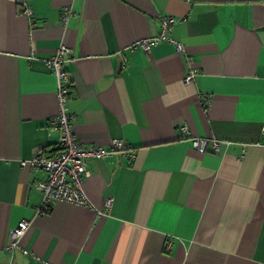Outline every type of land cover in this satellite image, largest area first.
I'll list each match as a JSON object with an SVG mask.
<instances>
[{
  "label": "crops",
  "instance_id": "obj_1",
  "mask_svg": "<svg viewBox=\"0 0 264 264\" xmlns=\"http://www.w3.org/2000/svg\"><path fill=\"white\" fill-rule=\"evenodd\" d=\"M166 17L183 51L130 48ZM61 44L75 139L127 149L90 163L86 205L37 215ZM263 128L264 0H0V264H264Z\"/></svg>",
  "mask_w": 264,
  "mask_h": 264
},
{
  "label": "built area",
  "instance_id": "obj_2",
  "mask_svg": "<svg viewBox=\"0 0 264 264\" xmlns=\"http://www.w3.org/2000/svg\"><path fill=\"white\" fill-rule=\"evenodd\" d=\"M24 14L29 16L31 11L24 10ZM72 15L70 8H65L60 16V22L66 25L69 17ZM175 19L166 17L162 19L161 33L153 38L141 39L134 41L130 48L141 47L147 51L149 47L156 44L159 40L173 43L177 52L183 51L181 43L175 41L170 36L172 25ZM69 49L61 44L54 54L45 60L48 68L57 79L56 100L57 113L51 119V130L59 132L60 151L53 156L42 155L40 152L35 154L29 163L38 171L43 172L44 177L38 181L37 188L41 195V203L35 209L37 215L43 214L49 207L56 202H65L76 206H84L87 200L84 194L83 186L90 177L91 172L89 165L96 159H104L114 151L124 152L127 145L122 140H113L111 149L106 150L101 146H83L75 139L71 125L70 116L66 112V101L68 91L71 85L69 74L63 70V62L68 54ZM195 70H190L184 77L185 83H191ZM181 131L186 132V126H182ZM264 136V128L261 131ZM207 140H193L192 145L203 151ZM214 150L219 151V143L214 142ZM29 227L26 220L20 221L17 226L9 231L8 249L12 250L17 247L18 241L25 234Z\"/></svg>",
  "mask_w": 264,
  "mask_h": 264
},
{
  "label": "trees",
  "instance_id": "obj_3",
  "mask_svg": "<svg viewBox=\"0 0 264 264\" xmlns=\"http://www.w3.org/2000/svg\"><path fill=\"white\" fill-rule=\"evenodd\" d=\"M43 152V151H42ZM58 152V151H57ZM57 152H55V153H51V154H49L48 156H53L54 154H56ZM44 153V152H43Z\"/></svg>",
  "mask_w": 264,
  "mask_h": 264
}]
</instances>
